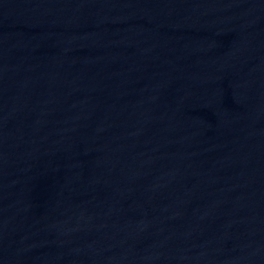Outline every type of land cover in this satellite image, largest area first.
I'll use <instances>...</instances> for the list:
<instances>
[{
  "label": "water",
  "instance_id": "95a60500",
  "mask_svg": "<svg viewBox=\"0 0 264 264\" xmlns=\"http://www.w3.org/2000/svg\"><path fill=\"white\" fill-rule=\"evenodd\" d=\"M0 264H264V0H0Z\"/></svg>",
  "mask_w": 264,
  "mask_h": 264
}]
</instances>
